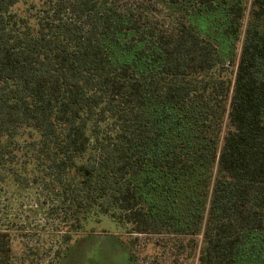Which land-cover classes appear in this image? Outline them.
Segmentation results:
<instances>
[{"label":"trees","instance_id":"16d2710c","mask_svg":"<svg viewBox=\"0 0 264 264\" xmlns=\"http://www.w3.org/2000/svg\"><path fill=\"white\" fill-rule=\"evenodd\" d=\"M20 2L0 0V181L51 179L72 232L105 215L197 264H264V0L246 27L227 9L245 28L229 74L185 17L154 26L138 0ZM0 264H33L9 231Z\"/></svg>","mask_w":264,"mask_h":264},{"label":"rangeland","instance_id":"374dc122","mask_svg":"<svg viewBox=\"0 0 264 264\" xmlns=\"http://www.w3.org/2000/svg\"><path fill=\"white\" fill-rule=\"evenodd\" d=\"M38 1L21 0L16 9H26ZM236 1L213 0L212 10L204 8L200 0H138L137 5L144 7L157 27L169 25L172 17H185L204 38L214 42L225 73L229 74L231 63L239 60L244 40L245 28L239 33L229 31L227 9ZM240 1L247 7L246 27L252 0ZM179 4L183 7L181 12L176 11ZM30 176L40 182H33L26 191L11 179L0 181V231L11 234L17 261L26 258L27 263L33 264H197V253H189L188 257L186 252L180 254L178 248L169 245V236L128 235L105 215L85 220L82 227L72 232V225L79 223L67 204L52 197L57 188L50 185V192L47 185L51 179L34 173ZM66 235L71 237L69 248L62 247L60 258L54 259Z\"/></svg>","mask_w":264,"mask_h":264}]
</instances>
